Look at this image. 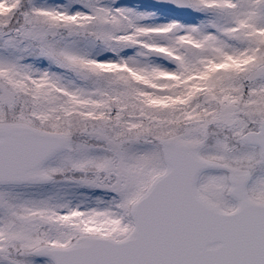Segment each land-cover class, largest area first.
<instances>
[{"label":"snow or ice","instance_id":"obj_1","mask_svg":"<svg viewBox=\"0 0 264 264\" xmlns=\"http://www.w3.org/2000/svg\"><path fill=\"white\" fill-rule=\"evenodd\" d=\"M0 264H264V0H0Z\"/></svg>","mask_w":264,"mask_h":264}]
</instances>
